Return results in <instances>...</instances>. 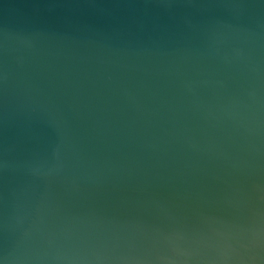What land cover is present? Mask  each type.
<instances>
[{"label": "water", "instance_id": "1", "mask_svg": "<svg viewBox=\"0 0 264 264\" xmlns=\"http://www.w3.org/2000/svg\"><path fill=\"white\" fill-rule=\"evenodd\" d=\"M0 264H264V0H0Z\"/></svg>", "mask_w": 264, "mask_h": 264}]
</instances>
